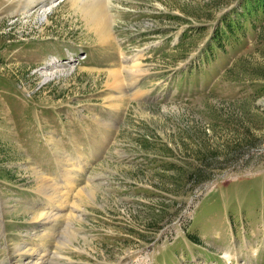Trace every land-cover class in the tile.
I'll return each mask as SVG.
<instances>
[{
    "label": "rangeland",
    "instance_id": "1",
    "mask_svg": "<svg viewBox=\"0 0 264 264\" xmlns=\"http://www.w3.org/2000/svg\"><path fill=\"white\" fill-rule=\"evenodd\" d=\"M88 1L0 0V264H264V9Z\"/></svg>",
    "mask_w": 264,
    "mask_h": 264
},
{
    "label": "bare ground",
    "instance_id": "2",
    "mask_svg": "<svg viewBox=\"0 0 264 264\" xmlns=\"http://www.w3.org/2000/svg\"><path fill=\"white\" fill-rule=\"evenodd\" d=\"M111 3H112L111 0H91L86 3L88 4L87 9L91 13L92 18H97L99 16H102L101 19H97L94 21V23L97 25L96 31L98 33L97 35L100 40H103L105 38H110L112 35L111 31L115 23L113 22L112 15L109 14L112 8ZM104 16H106V18ZM121 59H122V62L126 64L127 62L133 61L132 62L133 65L130 64L131 67H129L130 66L129 65L128 67L126 66V68L122 70L124 72L128 71L127 73L131 72L129 73L130 74L129 78L124 81L123 77L119 74V72L113 70L111 71V73L108 74L107 81H108V84L110 83V81L115 82L116 83L115 89L117 88L119 91L127 92L137 87L138 80L140 79L141 76H143L147 72V70L143 68L139 63H137V58L135 56L132 58V57L123 55ZM109 98H110L109 101L112 103L114 96H111ZM56 256L54 257L56 258ZM57 258H59V256Z\"/></svg>",
    "mask_w": 264,
    "mask_h": 264
},
{
    "label": "trees",
    "instance_id": "3",
    "mask_svg": "<svg viewBox=\"0 0 264 264\" xmlns=\"http://www.w3.org/2000/svg\"><path fill=\"white\" fill-rule=\"evenodd\" d=\"M252 1L255 2V4H257L258 7H262L264 9V0H252ZM198 170H199V168H198ZM194 171L196 172L197 169L191 170V172H190V170L189 171H182L181 176H187L189 173H190L189 175H191V174H193ZM175 177L179 178V174H175Z\"/></svg>",
    "mask_w": 264,
    "mask_h": 264
}]
</instances>
